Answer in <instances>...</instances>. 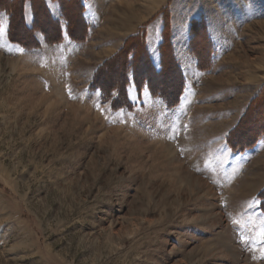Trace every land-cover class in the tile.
Masks as SVG:
<instances>
[{
    "label": "rangeland",
    "instance_id": "obj_1",
    "mask_svg": "<svg viewBox=\"0 0 264 264\" xmlns=\"http://www.w3.org/2000/svg\"><path fill=\"white\" fill-rule=\"evenodd\" d=\"M33 1L11 39L0 0V264H264V0Z\"/></svg>",
    "mask_w": 264,
    "mask_h": 264
},
{
    "label": "trees",
    "instance_id": "obj_2",
    "mask_svg": "<svg viewBox=\"0 0 264 264\" xmlns=\"http://www.w3.org/2000/svg\"><path fill=\"white\" fill-rule=\"evenodd\" d=\"M15 1L18 3V4H20V6H21V8H20V15H21V17L18 19L19 20V22H20V24L18 25V26H16V29L17 28H19V29H17V31H21V32H24V33H28L29 32V30H26V27L24 26V22H22V24H21V19H22V8L24 7V4L26 3V2H28L29 4H30V7H31V10H32V13H34V10H35V7H34V1L33 0H5V6H4V9H2V10H4L5 11V13L6 14H9L10 16H9V20H8V36L11 38V39H13V36L15 35V24H13V21H14V19H13V15H14V12H13V9H12V7H11V5H13V3H15ZM53 1H57L58 2V0H53ZM42 4H43V1H42ZM16 6V5H15ZM43 6H44V4H43ZM17 7V6H16ZM1 9V8H0ZM47 12V11H46ZM52 20V19H51ZM54 23H56L54 20H52ZM35 24V23H34ZM68 25H69V22H68ZM12 29H13V31H12ZM67 30H68V26H67ZM166 25H165V27H164V29H163V46H165V47H167V41H168V35L166 34ZM134 40V39H133ZM131 41V43L129 44V46L130 45H133L135 42V40L134 41ZM130 42V41H129ZM141 49H139L138 47L136 48V51L137 52H134L133 51V53H132V60H133V58H134V54L135 53H138L139 51H140ZM163 51L161 50V55H162V57H163V53H162Z\"/></svg>",
    "mask_w": 264,
    "mask_h": 264
},
{
    "label": "snow or ice",
    "instance_id": "obj_3",
    "mask_svg": "<svg viewBox=\"0 0 264 264\" xmlns=\"http://www.w3.org/2000/svg\"><path fill=\"white\" fill-rule=\"evenodd\" d=\"M260 236H261V238H264V232H261ZM261 251H262V255H264V249H262Z\"/></svg>",
    "mask_w": 264,
    "mask_h": 264
},
{
    "label": "bare ground",
    "instance_id": "obj_4",
    "mask_svg": "<svg viewBox=\"0 0 264 264\" xmlns=\"http://www.w3.org/2000/svg\"><path fill=\"white\" fill-rule=\"evenodd\" d=\"M132 9V8H131ZM131 16H132V14H131ZM190 185V184H189ZM195 187V186H194ZM203 188V187H202ZM193 189V188H192Z\"/></svg>",
    "mask_w": 264,
    "mask_h": 264
}]
</instances>
